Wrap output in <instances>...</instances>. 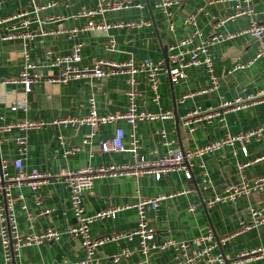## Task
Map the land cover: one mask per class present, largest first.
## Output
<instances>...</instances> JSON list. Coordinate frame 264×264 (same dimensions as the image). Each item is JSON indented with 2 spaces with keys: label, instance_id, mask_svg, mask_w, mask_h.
I'll use <instances>...</instances> for the list:
<instances>
[{
  "label": "crops",
  "instance_id": "1",
  "mask_svg": "<svg viewBox=\"0 0 264 264\" xmlns=\"http://www.w3.org/2000/svg\"><path fill=\"white\" fill-rule=\"evenodd\" d=\"M49 2L58 4L39 13L31 26L37 37L29 43L31 60L41 67L42 80L29 93L24 86L7 85L6 96H0V126L24 121L42 122L45 126L27 131L16 128L0 134V158L8 165V172L12 175L16 173L14 161L21 158L27 171L38 170L54 176L37 192L28 186H15L12 195L16 199L15 214L21 236L39 235L50 229L59 232L61 238L55 242L20 247L14 253L13 264H73L85 258L81 238L69 234L76 217L69 191L60 178L67 170L134 165L141 159L157 161L169 150L190 151L221 140L228 134L237 135L264 125V102L227 113L222 107L224 102H234L240 98L246 101L249 96L255 100L264 91V60L252 62L259 42L250 34H240L250 25V17L226 21L235 10L233 2L143 0V8L133 6L108 12L97 19L109 23L147 21L149 25L139 29H113L108 33L81 32L75 38L40 34L43 30L51 32L59 28L70 30L84 26L87 18L81 17V13L95 7L93 0H0L3 3L0 20L29 10L33 3L41 5ZM170 2V6H164ZM157 4L162 6L157 7ZM253 7L254 19L264 23V0H254ZM47 17L59 20L49 23L45 21ZM191 17H195V25L187 23ZM10 25L0 26V80L18 76L24 64L26 42L21 39L2 41L4 28ZM195 30L202 34V38L195 40L197 43L214 36L222 37L210 49L214 74L219 79L217 89L210 90V76L204 67H190L186 69L187 77L177 84L167 76L161 78V99L159 104H155L146 76L140 74L137 76L138 109L158 114L172 112L173 118L142 122L136 128L126 122L107 124L101 126L95 135H92L90 126L60 123L64 119L80 120L88 116L91 98L96 100V110L101 115L126 111L129 104V75L107 76L101 80L79 78L66 84L49 82V77L60 75L61 68L49 66L48 55L52 59L69 55L75 49V44L83 43L82 60L78 63L81 69L93 68L99 61L124 63L131 59L135 62L152 59L166 64L162 46L170 49L189 38ZM250 61L252 63L245 69L235 70L237 66ZM19 102L25 104L20 106ZM209 109L220 115L202 121L194 132L183 125L182 121L190 113L198 110L204 115ZM117 128L125 131L126 148L133 147V135L138 140V157L131 152L102 151L101 143L114 137ZM19 137L27 140L25 151H21L16 144ZM85 139L89 140L88 144L84 143ZM205 175L211 180L210 185L206 184ZM263 176L264 135L249 142L245 148L239 144L225 146L196 159L192 165V179H187L183 171H174L161 178L148 174L141 177L99 178L84 193L83 206L86 214L92 216L110 206L135 204L142 197L171 196L162 202L158 211L148 213L149 223L157 231L158 242L167 239L189 241L211 231L215 237L227 240L219 251L230 264H264V255L243 263L235 262L242 252L264 248V222L250 229L242 225L253 221L250 216L252 208L264 210V192L242 195L236 204L225 202L207 206L211 199L224 193L226 186L252 183ZM4 199L1 192L0 206ZM46 210L53 212L48 215L45 214ZM137 226L136 210L128 209L114 218L92 224L91 236L131 233ZM139 249L138 238L124 239L100 247L96 258L99 264H141L144 257ZM124 250L132 254L114 262L113 257ZM176 254L174 248H169L164 252H155L150 261L151 264H173ZM4 262L0 240V264Z\"/></svg>",
  "mask_w": 264,
  "mask_h": 264
},
{
  "label": "built area",
  "instance_id": "2",
  "mask_svg": "<svg viewBox=\"0 0 264 264\" xmlns=\"http://www.w3.org/2000/svg\"><path fill=\"white\" fill-rule=\"evenodd\" d=\"M96 4L93 8L85 9L81 13V17L87 18L84 26L74 29L59 28L57 30L47 32L43 30L40 34L46 36L48 34L66 35L75 38L81 32L102 31L105 33L113 29H139L144 25H149L147 21H119L109 23L104 19H97L99 16H104L108 12H115L123 9H129L133 6L143 8V0H93ZM219 1V0H218ZM221 1V0H220ZM226 1V0H222ZM235 4V10L226 21L236 19L243 16L250 17V25L247 29L240 32V34H250L253 39L259 42L258 50L252 62L263 59L264 60V23H260L254 19V0H227ZM212 3V2H211ZM57 2H49L46 4L37 5L33 3L29 10L20 11L3 20H0V26L11 24L5 27V32L2 33V41H11L21 39L26 42L23 53L24 64L20 74L16 77L0 80V96L5 97L7 94V85H21L24 86L27 93L31 92L34 85L42 80L41 67L31 60V51L29 50V43L34 40L37 35L31 30V26L36 21L39 13L57 6ZM164 4V6H170ZM3 3H0V8ZM157 7L162 5L157 4ZM59 18L47 17L46 22L54 23ZM190 25H195V17L189 18L187 21ZM18 24V25H17ZM1 28V27H0ZM233 36H228L232 38ZM197 38H202L199 30H195L189 38L180 42V44L172 46L169 49V66L163 62H156L152 59H145L141 62L129 60L124 63L99 61L93 65V68L81 69L78 63L81 62V52L83 43L75 44V49L69 55L57 56L53 59L48 55V65L52 68H61L59 76L49 77V82H58L66 84L73 79L79 78H95L101 80L107 76H117L128 74L129 90L127 96L129 104L126 111H117L112 114L101 115L96 110V100L90 99V112L88 116L83 119H64L60 123L65 125H73L81 127L84 125L90 126L93 130L92 135H95L101 126L119 122H126L134 128L142 122H150L156 120H168L173 118L172 112L152 113L150 111H141L138 109L137 99L139 92L137 90V76L142 74L146 76L148 86L153 93V102L160 103V84L161 78L167 76L170 80L177 84L187 77L186 69L190 67H204L210 76L211 88L217 89L219 86V79L214 74V63L210 53L211 46L219 42L221 36H214L211 39H202L200 42H195ZM198 41V40H197ZM195 42V43H194ZM1 56V54H0ZM251 61L247 64H241L235 70L245 69L249 66ZM188 97V96H187ZM186 97V98H187ZM254 100L253 96L245 99H237L234 102H224L222 107L224 112L230 110H242L258 102H264V91L260 92ZM19 102L20 106H23ZM219 112L209 109L204 115L196 110L190 113L182 122L188 127L191 132H194L198 125L204 120H211L219 116ZM45 126L42 122L24 121L15 122L0 126V134L11 132L13 129H20L27 131ZM164 136V132H162ZM264 135V125L255 129H251L245 133L237 135H226L223 139L213 141L210 144L196 148L190 151L169 150L168 154L157 161H147L144 159L138 160L134 165H116L108 168H94L87 167L76 171L67 170L61 174L60 178L63 180L66 188L70 194L72 208L75 213L76 223L69 228L71 236L79 237L82 240V246L85 251V258L73 264H99L96 258L97 250L113 242L128 239L132 240L138 238L140 242L139 252L143 255L144 260L141 264H151V257L155 252H164L169 248L176 250V256L173 264H226L225 256L219 251L226 239L215 237L213 232H208L203 237L193 240L176 241L167 239L162 242L157 241V231L150 225L148 219L149 212H156L159 210L163 201L168 197L164 194L156 197H142L135 204H122L107 207L106 209L97 212L92 216H88L83 206V195L90 190L95 180L106 177L117 176H134L141 177L145 174L154 175L157 178L168 176L174 171H183L187 179H192V165L198 158L206 154L221 150L225 146H234L236 144L245 146ZM125 131L123 128H117L114 137L104 140L101 143V149L105 153L113 152H131L136 157L139 156V142L133 135L132 148H126ZM85 144L89 143L85 139ZM16 144L21 151L26 150L27 140L24 137L16 138ZM78 150V149H77ZM16 173L14 175L8 172V165L2 162L0 158V193L3 192L5 199L0 206V240L4 249V264H13L14 253L22 246L40 244L43 242H55L60 240L61 234L55 230H47L43 234H33L28 236H21L18 231L17 217L15 214L16 199L12 195V188L15 186H28L33 192H37L41 186L47 184L54 176L50 173L39 172L38 170L27 171L23 160L18 158L13 163ZM248 165V164H247ZM246 166V165H244ZM206 184L210 185L211 180L205 175ZM254 192H264V176L253 180L252 183L243 182L241 185H228L225 187L224 193L215 196L211 199L207 206L212 207L217 203L233 202L236 204L239 197ZM173 196V195H172ZM22 197V196H21ZM135 209L138 214L137 229L131 233L113 234L105 237L91 236V225L104 219L114 218L117 214L128 210ZM193 210V208H191ZM53 210H46L45 214H51ZM252 222H244V228L250 229L253 225L264 222V210H256L254 208L250 211ZM132 254L129 250H124L118 256L113 257L114 262H118L122 257H127ZM264 255V248L252 250L249 252H242L239 254L235 262L243 263L253 257H262ZM65 264H67L65 262Z\"/></svg>",
  "mask_w": 264,
  "mask_h": 264
},
{
  "label": "water",
  "instance_id": "3",
  "mask_svg": "<svg viewBox=\"0 0 264 264\" xmlns=\"http://www.w3.org/2000/svg\"><path fill=\"white\" fill-rule=\"evenodd\" d=\"M162 49H163V54L166 60V64L167 66H169V54H168L169 48L168 46H162ZM230 263H231L230 261L226 260V264H230Z\"/></svg>",
  "mask_w": 264,
  "mask_h": 264
}]
</instances>
